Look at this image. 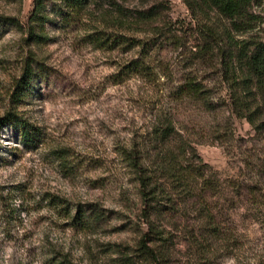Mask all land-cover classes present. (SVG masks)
I'll list each match as a JSON object with an SVG mask.
<instances>
[{"label":"rangeland","instance_id":"374dc122","mask_svg":"<svg viewBox=\"0 0 264 264\" xmlns=\"http://www.w3.org/2000/svg\"><path fill=\"white\" fill-rule=\"evenodd\" d=\"M44 1L47 39L36 44L27 32L35 0H0V117L14 109L41 131L28 144L15 123L0 128V264H67L66 256L74 264H264V133L233 111L223 55L233 40L264 42V0L248 8L245 29L184 0H88L79 11ZM152 6L155 17L138 19ZM94 34L123 35L152 49L146 55L138 46L102 47ZM33 58L31 89L15 104L14 85ZM133 58L153 73L121 74ZM186 80L211 89V108L175 96ZM256 93L264 117V91ZM159 116L172 118L217 172L224 193L210 198L220 223L214 234L192 203L168 209L154 226L159 234L142 217L138 183L118 149L147 134ZM229 183L243 185L240 196ZM58 196L103 215L75 225ZM141 240L152 250L148 260L138 250Z\"/></svg>","mask_w":264,"mask_h":264},{"label":"trees","instance_id":"16d2710c","mask_svg":"<svg viewBox=\"0 0 264 264\" xmlns=\"http://www.w3.org/2000/svg\"><path fill=\"white\" fill-rule=\"evenodd\" d=\"M58 1L63 6L70 8L71 11H79L88 0ZM184 1L191 8L195 5L203 10L205 7L214 9L218 14L229 18L234 26L244 25L242 28L245 29L247 22L243 20L248 14V8L255 0ZM157 14L156 6H152L138 11L137 16L141 21H147ZM49 20L45 1L35 0L34 8L27 21L29 39H32L36 44L44 43L47 39L44 28ZM2 21L14 24L22 31L25 30L21 21L15 17L5 16ZM215 34L220 39L231 40L229 31H224V33L219 31ZM92 40L102 47L124 45L133 48L138 46L140 47L139 53L143 52L146 55L152 49L145 41L127 38L123 35L110 37L109 35L94 34ZM210 41H214V39L211 38ZM210 41L206 39L201 49L206 51L209 43L211 44ZM223 55L225 69L230 71L229 88L233 111L237 117L245 118L257 134H263L264 117L259 112V104L256 103V92L264 91V42L242 40L238 43L233 40L225 48ZM35 62V58L27 61L22 75L16 80L12 94V100L15 104L21 103L31 89L32 81L36 76V69L33 66ZM121 71V74L126 76L153 73L151 66L141 58L131 59L122 66ZM175 93L179 99H191L211 108V89L201 82L186 80L176 87ZM14 123L17 125L24 142L34 144L40 140V128L19 115L14 109L8 110L4 116L0 117V128ZM118 152L138 183L139 197L143 203L142 217L151 227V232L161 233L154 229V226H159L157 220L166 216L168 209H174L176 205L180 204L185 207L190 206L191 203L198 206L196 211L200 212L204 220L201 226H210L213 234L218 231L215 226H220V223L212 210L210 198L216 194L224 193L222 183L219 181L217 172L203 162L192 143L176 130L172 118L159 116L147 134L133 144L119 147ZM63 156L61 153L60 158ZM228 185L238 189L237 194L239 196L244 190L241 184L229 183ZM255 187L253 184H248L246 188L249 193L255 194ZM177 196L181 197L179 203L176 199ZM55 201L64 215L71 218L75 225L84 226L92 220H100L103 215L100 208L93 205L87 209L79 205L71 206L67 199L60 196ZM72 207L76 209L73 215L71 214ZM138 250L146 260L153 256L151 248L142 240ZM64 260L67 264H74L68 256Z\"/></svg>","mask_w":264,"mask_h":264}]
</instances>
